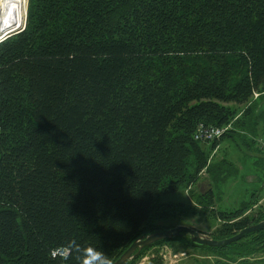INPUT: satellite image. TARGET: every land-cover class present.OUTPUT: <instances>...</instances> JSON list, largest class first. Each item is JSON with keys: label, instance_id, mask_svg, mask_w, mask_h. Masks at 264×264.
Here are the masks:
<instances>
[{"label": "trees", "instance_id": "1", "mask_svg": "<svg viewBox=\"0 0 264 264\" xmlns=\"http://www.w3.org/2000/svg\"><path fill=\"white\" fill-rule=\"evenodd\" d=\"M256 94L264 102V0H29L25 29L0 43V264H82L89 250L114 264L197 214L160 198L205 169L216 184L228 176L208 146L257 134ZM231 123L195 140L200 125ZM194 200L206 210L214 194ZM256 204L220 213L211 237L264 221L263 207L246 216ZM162 246L249 262L264 230L220 248L184 235L128 264Z\"/></svg>", "mask_w": 264, "mask_h": 264}, {"label": "rangeland", "instance_id": "2", "mask_svg": "<svg viewBox=\"0 0 264 264\" xmlns=\"http://www.w3.org/2000/svg\"><path fill=\"white\" fill-rule=\"evenodd\" d=\"M28 5L29 0H27V15ZM21 31L20 29L15 34ZM259 96L255 97V101L260 108L257 111V134L254 137L226 138L219 142L215 148H213V144L208 146L210 149H208L210 155L208 164L215 166L223 162L229 163L232 166L229 167L230 173L228 176L221 183L216 184L212 176L208 175L207 169H205L200 173L199 181L195 185L186 189L182 188L176 193L163 195L160 198L161 203L186 204L197 209V214H180L173 220L168 221L167 226L174 228L183 225L211 236L223 223L219 216L220 213L236 212L241 209L243 204L251 202H257V204L246 213V216L257 215L260 207L264 208V109H262L264 108V102ZM228 126H230V129L227 133L233 129V123ZM223 171L227 175L228 170L224 169ZM222 177H224L223 174ZM207 187H210L214 194V204L205 210L204 207L196 204L194 195H204L206 197L208 194V192H205ZM199 189H203L204 193H201ZM162 247L157 249V254L152 251L147 258L141 260V263L146 264L153 255H157L162 258L163 263L168 264H194V261L203 264L206 261H209L210 264H264V253L262 252H260L258 260L251 258L249 262L240 260L233 262L201 252L180 250L177 246L175 248L167 246L166 249L169 253L161 255L159 253L162 251ZM145 259L146 261L143 262Z\"/></svg>", "mask_w": 264, "mask_h": 264}, {"label": "water", "instance_id": "3", "mask_svg": "<svg viewBox=\"0 0 264 264\" xmlns=\"http://www.w3.org/2000/svg\"><path fill=\"white\" fill-rule=\"evenodd\" d=\"M27 15V13H26ZM26 24V19L25 23ZM14 35V34H13ZM12 36V35H11ZM10 37V36H9ZM264 230V221L251 225L237 235L224 240H215L210 235L202 233L187 226H177L168 230L153 233L148 236H142L117 260L114 264H128L131 260L139 256L141 251L145 248L151 247L154 244L162 241L180 238L188 235L191 241L197 246H207L211 248L227 247L233 243H237L245 238L247 235Z\"/></svg>", "mask_w": 264, "mask_h": 264}, {"label": "bare ground", "instance_id": "4", "mask_svg": "<svg viewBox=\"0 0 264 264\" xmlns=\"http://www.w3.org/2000/svg\"><path fill=\"white\" fill-rule=\"evenodd\" d=\"M26 10L27 0H0V38L24 27Z\"/></svg>", "mask_w": 264, "mask_h": 264}, {"label": "built area", "instance_id": "5", "mask_svg": "<svg viewBox=\"0 0 264 264\" xmlns=\"http://www.w3.org/2000/svg\"><path fill=\"white\" fill-rule=\"evenodd\" d=\"M23 29V28H22ZM21 29V30H22ZM6 37L0 38V42H2L3 40H5ZM259 95L256 94L255 97H258ZM230 129V126H226V127H207L204 125H200L195 133V139L198 141H202V142H214L217 141L219 139H221L225 133H227V131ZM1 128H0V134H1ZM167 246H163L162 247V251L159 254H167L168 249H166ZM165 250V251H163ZM69 255V251L65 250V249H61L58 250L56 252L53 253V257H61L62 259H66ZM176 257V256H175ZM147 258V257H146ZM148 260V259H147ZM146 261L143 260V262ZM144 264V263H141ZM164 264H168V263H164Z\"/></svg>", "mask_w": 264, "mask_h": 264}, {"label": "clouds", "instance_id": "6", "mask_svg": "<svg viewBox=\"0 0 264 264\" xmlns=\"http://www.w3.org/2000/svg\"><path fill=\"white\" fill-rule=\"evenodd\" d=\"M82 264H108V258L101 252L89 250V254L83 260Z\"/></svg>", "mask_w": 264, "mask_h": 264}, {"label": "crops", "instance_id": "7", "mask_svg": "<svg viewBox=\"0 0 264 264\" xmlns=\"http://www.w3.org/2000/svg\"><path fill=\"white\" fill-rule=\"evenodd\" d=\"M199 190H200V189H199ZM200 192H201V193H204L203 189L200 190ZM205 192L210 193V192H212V190L210 189V187H207V190H206ZM213 192H214V191H213Z\"/></svg>", "mask_w": 264, "mask_h": 264}]
</instances>
